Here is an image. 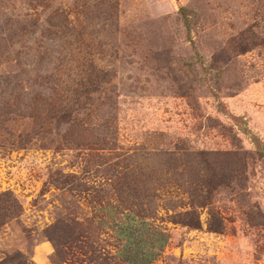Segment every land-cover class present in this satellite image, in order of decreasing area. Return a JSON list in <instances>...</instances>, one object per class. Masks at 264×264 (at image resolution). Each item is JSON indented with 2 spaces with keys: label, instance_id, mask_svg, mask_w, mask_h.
<instances>
[{
  "label": "rangeland",
  "instance_id": "rangeland-1",
  "mask_svg": "<svg viewBox=\"0 0 264 264\" xmlns=\"http://www.w3.org/2000/svg\"><path fill=\"white\" fill-rule=\"evenodd\" d=\"M82 64L103 84L66 118ZM253 136L264 0H0V192L24 207L0 261L130 264V227L135 242L168 236L150 264H264Z\"/></svg>",
  "mask_w": 264,
  "mask_h": 264
},
{
  "label": "trees",
  "instance_id": "trees-1",
  "mask_svg": "<svg viewBox=\"0 0 264 264\" xmlns=\"http://www.w3.org/2000/svg\"><path fill=\"white\" fill-rule=\"evenodd\" d=\"M184 10V8L182 7ZM79 56V55H78ZM79 58V57H78ZM82 66H85L82 64ZM90 70H87L86 66L83 67V76L79 85L84 86V92L77 94L72 104H68L64 107L66 112L64 113L66 118H69L73 113L80 112L81 108L88 104L87 94L97 93L101 89L103 84V69L97 71V66L90 65ZM93 69V70H91ZM86 88V89H85ZM83 97V98H82ZM248 129V128H247ZM251 132V131H250ZM256 142L257 154L264 155V142L257 136H253ZM24 211L23 204L19 197L12 190H5L0 192V229L12 220L18 219ZM183 223L193 228H200L201 221L199 216H194L191 212L186 213ZM187 216V217H186ZM145 228V227H144ZM130 227L121 228L119 236L125 239L123 248L118 252L117 257L124 259L130 264H150L159 256L161 250H163L168 242V236L164 232L156 231L155 239L135 242L132 234L129 232ZM211 230L218 231L219 228L211 227ZM146 232V231H145ZM127 248L131 250L127 254ZM128 255V256H127ZM0 264H35L26 254L21 251L8 254L4 257Z\"/></svg>",
  "mask_w": 264,
  "mask_h": 264
},
{
  "label": "crops",
  "instance_id": "crops-1",
  "mask_svg": "<svg viewBox=\"0 0 264 264\" xmlns=\"http://www.w3.org/2000/svg\"><path fill=\"white\" fill-rule=\"evenodd\" d=\"M46 263L51 264L50 261H48V260H43V264H46Z\"/></svg>",
  "mask_w": 264,
  "mask_h": 264
}]
</instances>
